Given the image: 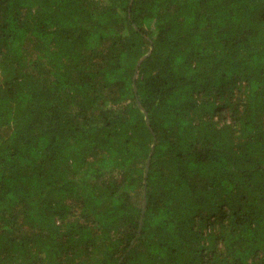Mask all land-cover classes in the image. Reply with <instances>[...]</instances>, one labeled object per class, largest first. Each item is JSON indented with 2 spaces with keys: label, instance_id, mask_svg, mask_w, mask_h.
Instances as JSON below:
<instances>
[{
  "label": "trees",
  "instance_id": "obj_1",
  "mask_svg": "<svg viewBox=\"0 0 264 264\" xmlns=\"http://www.w3.org/2000/svg\"><path fill=\"white\" fill-rule=\"evenodd\" d=\"M0 264H264V0H0Z\"/></svg>",
  "mask_w": 264,
  "mask_h": 264
}]
</instances>
